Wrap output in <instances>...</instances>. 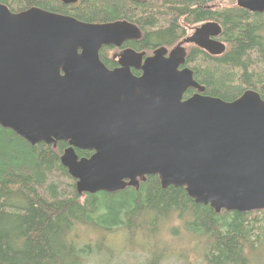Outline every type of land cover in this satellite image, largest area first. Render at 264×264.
Masks as SVG:
<instances>
[{"label":"water","instance_id":"obj_1","mask_svg":"<svg viewBox=\"0 0 264 264\" xmlns=\"http://www.w3.org/2000/svg\"><path fill=\"white\" fill-rule=\"evenodd\" d=\"M236 4L264 14V0ZM221 34L208 22L183 44L221 56L226 45L213 39ZM140 36L126 21L91 24L0 3V126L31 145L68 142L61 164L79 195L139 188L158 176L163 188H185L216 213L264 211V99L254 90L233 102L204 96L194 72L181 69L183 46L157 49L140 78L127 67L109 71L101 48ZM143 57L124 51L118 62ZM190 89L198 93L184 99Z\"/></svg>","mask_w":264,"mask_h":264},{"label":"trees","instance_id":"obj_2","mask_svg":"<svg viewBox=\"0 0 264 264\" xmlns=\"http://www.w3.org/2000/svg\"><path fill=\"white\" fill-rule=\"evenodd\" d=\"M79 1V6L62 0L0 3L15 13L36 7L88 23L124 19L143 29L145 35L136 45L147 49L182 40L186 25L216 20L222 26L226 52L215 57L191 47L186 59L202 94L233 102L254 90L264 99V15L224 5L208 11L204 7L212 0ZM195 93L190 89L184 98ZM68 147L65 141L31 145L0 126V264H87L92 248L80 245L78 230L95 231L98 251L112 254L104 246L107 239L134 226L144 228L145 216L151 213L182 217L207 264L257 262V251L264 246V211L216 213L195 203L185 188H163L158 176L141 180L139 188L79 195L76 181L61 164ZM77 154L92 155L78 150ZM56 177L66 179L69 194L61 191L63 183Z\"/></svg>","mask_w":264,"mask_h":264},{"label":"rangeland","instance_id":"obj_3","mask_svg":"<svg viewBox=\"0 0 264 264\" xmlns=\"http://www.w3.org/2000/svg\"><path fill=\"white\" fill-rule=\"evenodd\" d=\"M212 1L220 2L225 7L236 6L237 3V0ZM55 180L63 183L61 191L69 194L65 188L66 179L56 177ZM42 193L48 198L44 190ZM174 214H147L144 228L134 226L129 231L122 230L107 237L104 246L107 245L112 254L106 252V249L98 251V235L95 231L78 230V237L81 238L80 242L82 241L80 245L92 248L91 252L94 253H90L87 264H207L198 247L197 237L187 232L184 219H178ZM256 255V263L264 264V246Z\"/></svg>","mask_w":264,"mask_h":264},{"label":"flooded vegetation","instance_id":"obj_4","mask_svg":"<svg viewBox=\"0 0 264 264\" xmlns=\"http://www.w3.org/2000/svg\"><path fill=\"white\" fill-rule=\"evenodd\" d=\"M76 1L77 2L75 4L77 6H79L80 5V1L79 0H76ZM71 4H74V3H71ZM66 5H69V4H66ZM222 6H223V4H214V2H213V4L212 3L206 4L204 8L206 10H208V11H216L217 9H221ZM262 15H264V14H262ZM64 16H67V15H64ZM70 17H73V18L77 19L74 16H70ZM77 20H79L81 22H84V23H88V22L82 21L80 19H77ZM118 21H126V22H128L130 24H133V23H131V22L127 21V20H124V19L110 21V22H105V23H91V24H108V23H114V22H118ZM208 22H215V23H217V24L220 25V23H218V21H216V20L205 21L203 23H199L198 25L196 24L194 26L187 25L185 27V29L187 31V35H186L185 38H183L182 40H180V41H178V42H176L174 44L173 43L172 44H163V45H160V46H158L156 48H153V49H147V48H144V47H137L136 43H138L139 41H141L143 39V37H144L145 34H144L143 29L139 25L133 24V25H135L136 27L139 28V30L141 32V36L139 38H132V39L127 40L126 42H124L121 45V47H117L115 45L103 46L101 48V50H100V59H101V56H104V58H102L101 61L104 63L105 67L109 71H115V70H119V69H122V68H126L127 67V68H129V71H130V73H131V75L133 77L140 78L143 75L142 68L144 67V61H145V59L148 58V57L153 56L154 52L157 49H159V48H166L168 50V53H170L172 50H174L178 46H183L185 48L186 52L189 53L191 47H197V48H199L198 46H196L194 44H185V43L183 44V42H184V40L186 38H188L189 36L193 35L195 33V30L197 28H199L201 25H203L205 23H208ZM188 27L190 28V30H188ZM220 27L222 28L221 25H220ZM191 30H193V32H190ZM222 33H223V30H222ZM213 39L216 40V41H220V42L226 44L223 41L222 34L220 36L213 37ZM226 46H227V44H226ZM124 51H133V52H135L137 54H144V57H143V60H142L143 62L140 63V64H135V65L134 64H130V66H122V65H120L118 61H119V59H120V57H121V55L123 54ZM112 53H114V54L112 55ZM215 57H218V56H215ZM103 59H105L108 62H104ZM186 59H187V57H186ZM182 68H189V67H187L186 66V63H185V65H183L181 67V69Z\"/></svg>","mask_w":264,"mask_h":264}]
</instances>
